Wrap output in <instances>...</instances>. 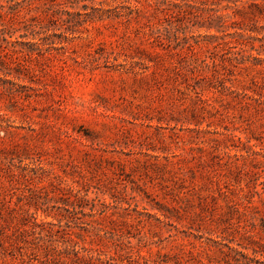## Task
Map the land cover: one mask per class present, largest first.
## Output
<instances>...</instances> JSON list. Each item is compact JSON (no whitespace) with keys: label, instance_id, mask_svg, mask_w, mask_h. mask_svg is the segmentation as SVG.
<instances>
[{"label":"rangeland","instance_id":"374dc122","mask_svg":"<svg viewBox=\"0 0 264 264\" xmlns=\"http://www.w3.org/2000/svg\"><path fill=\"white\" fill-rule=\"evenodd\" d=\"M223 12L254 26L247 7ZM174 15L83 22L68 39L57 22L3 69L12 81L0 73V264H264V54L158 45L152 27ZM78 191L84 208L66 205ZM32 213L52 224L31 229Z\"/></svg>","mask_w":264,"mask_h":264},{"label":"trees","instance_id":"16d2710c","mask_svg":"<svg viewBox=\"0 0 264 264\" xmlns=\"http://www.w3.org/2000/svg\"><path fill=\"white\" fill-rule=\"evenodd\" d=\"M223 2H226V4L222 5ZM103 4L109 6L106 8ZM75 6H79L84 10L83 12H77L81 16L84 15V18H75L76 12L70 9ZM244 7H247L253 15L251 20L254 26L232 25L234 23L229 22L230 15L224 13L223 9H232L237 14ZM151 9L153 13L161 12L170 16L175 14L172 16L175 19L169 22L170 27L165 26V24L152 27L154 42L159 43L158 45H171L174 49L180 51L187 49L194 56H197L198 49L208 52L222 49L230 54L228 60L232 63L238 62L244 56V52L249 49L257 50L259 55L264 54V24L258 25L259 20H264V0H0V49L6 57V59H0V65L2 66L0 67V73L5 76L3 80L5 82L12 81L7 78V75H11L13 71L11 69L9 72L3 70L9 64H13L17 69L25 66L26 60L19 58L18 52L26 54L25 51L33 52L36 49H41L40 47L44 44V41H48L52 37L53 32L50 31L53 29V24L57 26L59 23L64 25L61 35L64 36V39H68V33H75L77 25L83 22L103 21L105 19H125L129 22L138 20L145 11ZM184 22H187V24L182 25ZM231 28L234 29L233 32L230 31ZM202 29H205L206 33H195L196 30ZM213 29L218 33H223V35L213 33ZM18 31L23 32L19 37H16V40H13V36ZM243 31L260 35L257 37L249 35L247 37L260 41L259 48L252 42L251 45H248V42L244 40L245 33ZM165 33H168V36L165 37ZM231 34L239 38L235 41L226 40L224 36ZM29 35L33 36L32 39L34 40L26 42L31 45L29 50L25 48L20 50L15 48L16 46L12 49L6 47L7 43L17 44L20 41L18 38L29 37ZM49 43L51 44L50 47H55L53 45L54 40ZM46 51H51V48ZM190 62L194 69L199 72L196 65L197 59ZM202 63H206L207 67L216 65L215 59H212L210 64L207 62V58H204ZM0 79H2L1 76ZM24 176L27 177L28 175L25 174ZM26 180L29 181V178ZM63 200L69 207L84 208L78 202H82V204L89 202L88 191L86 193L81 191L75 194L70 193V197L67 196ZM91 210L93 212L97 211L95 205H91ZM105 211L100 210V213H105ZM46 215L51 214L46 212ZM38 218L36 213L28 216L27 223H30L31 229L36 230L39 225L52 224V222L45 221V219H41L39 222ZM58 221L61 222V218H58ZM81 248L83 251H87L85 246ZM75 253L77 259H80V250H76Z\"/></svg>","mask_w":264,"mask_h":264}]
</instances>
